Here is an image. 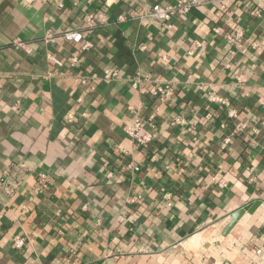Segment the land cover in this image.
<instances>
[{
	"label": "crops",
	"instance_id": "0c3cea01",
	"mask_svg": "<svg viewBox=\"0 0 264 264\" xmlns=\"http://www.w3.org/2000/svg\"><path fill=\"white\" fill-rule=\"evenodd\" d=\"M177 1L0 0V182L23 183H0V264H264V0L139 18ZM135 119L146 146L126 134Z\"/></svg>",
	"mask_w": 264,
	"mask_h": 264
},
{
	"label": "built area",
	"instance_id": "2783aa9c",
	"mask_svg": "<svg viewBox=\"0 0 264 264\" xmlns=\"http://www.w3.org/2000/svg\"><path fill=\"white\" fill-rule=\"evenodd\" d=\"M216 0H178L174 4L161 5L156 3L152 5V7L140 15V19L154 20L159 22L165 26H171L170 21L171 18L175 14H187L192 9L197 8L199 6L211 3ZM93 19L92 15H89L86 20V27L91 26V21ZM120 21H124L125 18L120 16L118 18ZM84 33L81 30H65L61 33V37L70 42L72 44H80L83 41ZM241 36V34H238ZM231 38V36H229ZM46 43L55 44L57 43V36L53 34H48L44 38ZM17 47H25L22 42H15ZM89 44L84 45V49L88 48ZM52 61H54L58 66H63L62 62L56 59L53 55L48 56ZM71 67H76L79 64V59L76 56H73L70 59ZM119 77V73L117 70L107 69L104 71L103 78L105 80H115ZM142 82L141 73L137 72L135 76L132 78V87H138ZM201 89L203 87L201 86ZM152 95L159 98V100L164 101L166 98L173 94V89L171 87L165 86H157L152 89ZM207 100L210 104L220 105L226 111V116L229 119H236L238 117V112L235 108L232 107L231 103L221 96L215 94L214 92L207 93ZM210 117V116H208ZM72 119L70 116L69 120ZM176 124L183 125L185 124V120L183 118H177ZM126 134L129 138H131L138 146H146L152 140V135L145 131L144 123L140 119H135L131 126L126 128ZM125 152V150H121ZM132 166V165H131ZM134 170H138L139 168L136 166H132ZM39 184L41 189L49 188V180L46 174H40L38 176ZM1 189L9 196L15 195L22 186V181L20 179L13 178L7 172L3 173L1 178ZM170 194H167L165 197L167 199V205L172 206V201L170 198ZM26 244V240L22 236H16L13 240V245L16 249H22ZM258 254L261 253L260 250H257Z\"/></svg>",
	"mask_w": 264,
	"mask_h": 264
},
{
	"label": "water",
	"instance_id": "95a60500",
	"mask_svg": "<svg viewBox=\"0 0 264 264\" xmlns=\"http://www.w3.org/2000/svg\"><path fill=\"white\" fill-rule=\"evenodd\" d=\"M258 204L259 202L250 207H246V208H243L235 212L231 217V221L229 225L227 226L226 232L229 231L235 225V223L245 214V212L247 211L251 212L256 206H258Z\"/></svg>",
	"mask_w": 264,
	"mask_h": 264
}]
</instances>
